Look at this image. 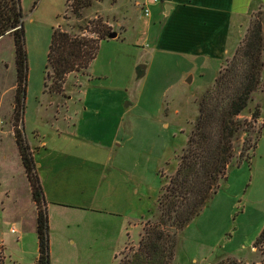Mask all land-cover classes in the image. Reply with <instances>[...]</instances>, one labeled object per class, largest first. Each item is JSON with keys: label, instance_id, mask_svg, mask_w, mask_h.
<instances>
[{"label": "rangeland", "instance_id": "374dc122", "mask_svg": "<svg viewBox=\"0 0 264 264\" xmlns=\"http://www.w3.org/2000/svg\"><path fill=\"white\" fill-rule=\"evenodd\" d=\"M21 4L28 69L21 121L14 37L0 38V258L33 264L38 256L37 208L15 140L19 128L45 194L49 264H115L155 219L217 65L200 67L155 50L154 29L161 26L144 22L142 0H101L84 10V18L101 15L117 38L103 40L88 70L68 75L62 92L54 93L45 86L52 33L77 21L68 0ZM259 10L251 19L264 24ZM142 64L147 71L139 77ZM198 68L204 76L189 83ZM257 104L263 129L254 155L232 162L208 206L180 232L172 264L263 261L264 244L254 243L264 227V84L244 116Z\"/></svg>", "mask_w": 264, "mask_h": 264}, {"label": "trees", "instance_id": "16d2710c", "mask_svg": "<svg viewBox=\"0 0 264 264\" xmlns=\"http://www.w3.org/2000/svg\"><path fill=\"white\" fill-rule=\"evenodd\" d=\"M101 0H68V10L77 23L70 30L59 24L52 33L47 55L45 86L54 93L72 73H85L96 59L101 42L111 26L101 15L84 18V10ZM260 9L258 15H263ZM11 34L15 42L17 86L15 112L22 120L27 82V54L21 0H0V38ZM264 24L251 19L244 39L233 57L198 100V116L178 167L162 188L157 215L148 220L136 247L125 246L115 264H172L179 234L208 206L228 176L232 162L251 159L263 127L257 123L261 106L244 116L253 95L262 84L264 70ZM48 81L52 84L48 86ZM15 140L37 208L38 256L34 264H49L48 214L45 194L29 145L19 128ZM264 244V227L254 245ZM261 246V245H260ZM264 255V251L262 252ZM0 264H4L0 258ZM220 264H246L227 258ZM253 264H264L263 261Z\"/></svg>", "mask_w": 264, "mask_h": 264}, {"label": "crops", "instance_id": "0c3cea01", "mask_svg": "<svg viewBox=\"0 0 264 264\" xmlns=\"http://www.w3.org/2000/svg\"><path fill=\"white\" fill-rule=\"evenodd\" d=\"M142 1L150 13L145 21L143 17L140 26L144 28L142 22L149 24L152 20L161 26L154 29L155 50L179 56L200 67L216 64L218 72L244 39L253 13L259 9L264 11V0ZM150 32L149 38L153 35ZM204 74V69L198 68L189 83ZM110 157L109 154L107 159Z\"/></svg>", "mask_w": 264, "mask_h": 264}, {"label": "water", "instance_id": "95a60500", "mask_svg": "<svg viewBox=\"0 0 264 264\" xmlns=\"http://www.w3.org/2000/svg\"><path fill=\"white\" fill-rule=\"evenodd\" d=\"M117 33L116 32H112L110 35H109V38L111 39H114V38H117ZM137 73H138V76L141 77L143 75H145L146 73V65L142 64L140 65L138 68H137ZM192 78H190L189 82H191Z\"/></svg>", "mask_w": 264, "mask_h": 264}, {"label": "built area", "instance_id": "2783aa9c", "mask_svg": "<svg viewBox=\"0 0 264 264\" xmlns=\"http://www.w3.org/2000/svg\"><path fill=\"white\" fill-rule=\"evenodd\" d=\"M155 1H157V0H155ZM145 12H146V15H149V13H150L148 8L145 9ZM11 232H17V229L16 228H12Z\"/></svg>", "mask_w": 264, "mask_h": 264}]
</instances>
